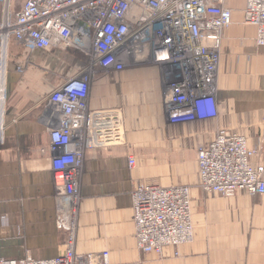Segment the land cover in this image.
<instances>
[{
    "label": "crops",
    "instance_id": "0c3cea01",
    "mask_svg": "<svg viewBox=\"0 0 264 264\" xmlns=\"http://www.w3.org/2000/svg\"><path fill=\"white\" fill-rule=\"evenodd\" d=\"M245 0L231 9L218 68L217 115L172 124L163 103L161 66L149 63L148 47L119 72L98 71L89 108L116 117L117 134L86 156L75 251H107L109 264H264V194H208L198 187L195 150L219 128L244 135L264 151V46L243 22ZM86 65L75 49L28 52L10 40L0 49V255L48 258L64 247L55 225L56 201L44 105L66 77ZM19 68V69H17ZM97 137V136H96ZM102 146L100 147V145ZM133 155L132 168L127 165ZM258 163V155L251 157ZM137 182L191 187L193 241L161 255L136 245L131 192Z\"/></svg>",
    "mask_w": 264,
    "mask_h": 264
},
{
    "label": "built area",
    "instance_id": "2783aa9c",
    "mask_svg": "<svg viewBox=\"0 0 264 264\" xmlns=\"http://www.w3.org/2000/svg\"><path fill=\"white\" fill-rule=\"evenodd\" d=\"M230 21L225 0H0L2 54L12 39L28 52L75 49L86 58V65L64 78L44 105L55 225L65 234L64 247L48 258L0 255V264H109L107 251H75L85 158L98 142L120 132L116 117L95 115L89 108L91 81L99 70L134 66L138 62L131 55L148 47V62L163 69L169 122L214 118L220 49ZM243 22L255 28V42L264 46V0H245ZM2 131L0 126V141ZM255 154L258 163L251 160ZM195 155L203 192L264 194V151L249 147L244 135L219 128ZM127 161L132 168L135 157ZM190 191L187 184H135L132 221L141 252L161 255L172 247L178 255L180 246L193 241Z\"/></svg>",
    "mask_w": 264,
    "mask_h": 264
}]
</instances>
